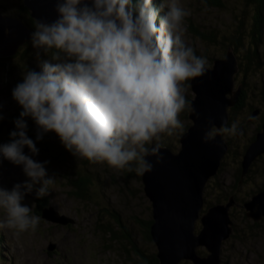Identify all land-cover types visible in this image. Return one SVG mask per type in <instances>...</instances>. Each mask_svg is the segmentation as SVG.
Returning <instances> with one entry per match:
<instances>
[{
    "label": "clouds",
    "instance_id": "9594fccd",
    "mask_svg": "<svg viewBox=\"0 0 264 264\" xmlns=\"http://www.w3.org/2000/svg\"><path fill=\"white\" fill-rule=\"evenodd\" d=\"M52 8L55 17L38 18L29 34L38 70H24L11 89L21 110L0 143V158L27 177L0 186V230L14 236L35 231L41 219L25 195H49L56 179L48 160L34 159L39 148L25 118L36 125L35 141L54 132L75 158L142 175L153 169L149 157L162 162V138L185 131L180 114L199 118L187 85L209 70L184 39L189 13L180 0H52ZM238 125L223 120L216 131L242 135ZM214 138L203 132L204 142Z\"/></svg>",
    "mask_w": 264,
    "mask_h": 264
},
{
    "label": "rangeland",
    "instance_id": "374dc122",
    "mask_svg": "<svg viewBox=\"0 0 264 264\" xmlns=\"http://www.w3.org/2000/svg\"><path fill=\"white\" fill-rule=\"evenodd\" d=\"M9 3V0H0V9L7 14H15L11 11L14 7ZM180 4L189 13L185 17L184 39L193 46L197 55L207 58L209 67L213 59L223 57L231 48L227 46L228 41L233 39L236 29H241L242 45L236 51L231 48L241 64L234 73V85H243L244 81L247 92L241 108L230 114L233 113V120L243 125V134H223L230 145L222 169L212 176L213 179H209L204 194L211 191L207 198L214 201L219 197L221 202L232 194L237 202L242 203L252 192L264 188V154L254 160L238 182L235 180L241 159L238 151L243 153L240 146L249 142L264 115V25L260 42L255 48L248 36L250 15L254 8L245 0H180ZM255 50L258 52V65L254 63V55L250 61L246 58ZM27 68L38 70L30 40L12 57L0 58V103L3 104L0 112L4 114V119L0 120V143L10 139L13 120L18 117L15 111L19 105L12 98L11 89L22 79L21 73ZM186 96L188 99L193 96L189 83ZM255 109L259 113L250 119L251 111ZM180 119L184 125L190 122L188 118L180 116ZM176 145L178 147L179 142ZM37 147L39 152L34 159L48 160L45 166L47 172L56 178L50 186L46 207H54L60 214L71 217L73 222L60 224L42 217L34 190L27 193L23 203L29 204L32 213L40 216L39 225L35 231L29 230L19 236L12 235L10 230H0V264H129L130 258H137L132 254L119 223L113 219V210L119 213L121 223L135 237L140 249L147 254L156 250L153 242L147 241L137 222L139 218L151 217L150 201L144 195L139 174L75 158L63 147L54 132L45 133ZM24 151L28 153L27 147ZM77 175L89 178L84 196L76 194L77 188L72 180ZM25 179L27 177L19 165L0 158V186L11 188L14 183ZM216 180L222 186L211 190ZM219 190L222 195L214 193ZM237 202L229 210L234 234L221 244V262L264 264V219L254 224L252 218L246 216L243 205ZM3 216L4 213L0 211V218ZM196 227H199V221ZM50 243L55 245L52 251L46 249Z\"/></svg>",
    "mask_w": 264,
    "mask_h": 264
},
{
    "label": "water",
    "instance_id": "95a60500",
    "mask_svg": "<svg viewBox=\"0 0 264 264\" xmlns=\"http://www.w3.org/2000/svg\"><path fill=\"white\" fill-rule=\"evenodd\" d=\"M22 2L34 22L38 18L50 20L56 15L52 0ZM32 30L19 16L0 10V58L13 56L29 40ZM238 69L237 58L229 48L223 57L213 59L205 75L192 78L189 84L193 96L189 100L200 114L199 118L187 111L190 122L178 136L177 149L163 145L162 162L157 164L149 157L153 161L152 171L139 174L144 195L151 205L149 234L156 248L157 264H178L181 260L192 264H222V241L234 229L229 210L235 198L230 194L225 202L205 206L204 189L229 147L227 139L216 129L223 120H229V108L240 95L242 83L234 85V73ZM257 112L258 109L253 110L250 119ZM209 128L215 138L204 142L203 132ZM261 154H264V121L241 154L240 177ZM242 205L246 216L253 220L264 217V188L251 194ZM41 216L60 224L73 222L52 206L43 207ZM54 248L53 243L46 246L49 251ZM199 248L204 249L203 253Z\"/></svg>",
    "mask_w": 264,
    "mask_h": 264
},
{
    "label": "trees",
    "instance_id": "16d2710c",
    "mask_svg": "<svg viewBox=\"0 0 264 264\" xmlns=\"http://www.w3.org/2000/svg\"><path fill=\"white\" fill-rule=\"evenodd\" d=\"M9 1H10L9 4L14 7L13 9H11V11L16 12L15 14H12V15L19 16L25 23H27L33 29V26H34L35 22L29 16L28 8L23 4L22 0H9ZM153 2L155 4H157V5L159 4L158 0H153ZM245 2L247 4L250 3V5L253 6V8H254V12H252L251 15H250V26H249V34H248V36L250 37L251 43L256 48L257 42L258 43L260 42L259 41L260 40V35L262 34V28H263V25H264V0H245ZM0 8H2V7H0ZM255 34H258L259 36L258 35H255ZM232 37H233V39L232 40L230 39L228 41V45L227 46H231V48L234 51H236V49L238 47H240L242 45V43H243L241 41V29H236L235 32H234V36H232ZM28 41H26L25 43H27ZM248 55L246 56V58L248 59V61H250L251 58L254 55L255 56V58H253L254 63L256 65H258V60H257L258 52L255 50L254 52H252L250 54V57ZM10 57H12V56H10ZM10 57H6V58H2V59H8ZM238 64L241 67V64L240 63H238ZM242 82H243V85H242V88H241V91H240V95L238 97V100L229 109V112H231V111L234 112V111L238 110L239 108H241V106L245 102L246 92L247 91H246V88H245L244 81H242ZM20 110H21V107L19 106V108L15 111L17 113V115H19ZM186 113H187V111L182 112L180 114V116L182 118H185L186 119L187 118ZM25 119L28 121L27 122L28 123L27 135L34 140V142L36 143V145L40 144L43 138L41 140H39V141H35L36 125H35L34 121H32L31 118H25ZM232 120H233V113L230 114V117H229L228 122L231 123ZM260 120L261 121L255 127V132L260 129V124H261L262 121H264V115L260 118ZM184 126L186 127L187 124H185ZM14 127H15V125L13 123V129H14ZM254 134L248 140L249 142L253 139ZM177 136H179V135H173L172 138L171 137H168V138H165V139L163 137L162 138V144L169 146L173 150L177 149V145H176V143L178 142V137ZM169 138H171V139H169ZM227 141H228V144L230 145V141L228 139H227ZM249 142L245 143L243 146H240V148L242 147L243 150H244L245 147L247 146V144ZM226 153H225V155H226ZM225 155H224V157H225ZM238 155H241V153L239 151H238ZM261 155H259L258 157H260ZM224 157L222 158V161H221L220 166L218 167V170H221L222 169L221 166H222V164L224 162ZM253 162L254 161H252V163ZM240 173H241V169H240V167H238L237 174L235 176V180L237 182L242 178V177H240ZM210 179H213V178L211 177ZM88 181H89V178L86 177L85 175L84 176L77 175V177L72 180L74 187L77 188V190H76L77 193L76 194H78V196H84ZM219 182H220L219 180L214 181L213 184H212V186H211V190L212 189H219V187L222 186V183H219ZM207 184H208V182L206 183L205 187H207ZM204 192H205V190H204ZM210 192L211 191H209V192L206 191V195L207 196L210 195ZM214 193H216V195H222V193L220 192V190L219 191H215ZM253 193L254 192H252L251 194H253ZM206 195L204 194V197H205V206H208V205H210L212 203H215V202H221L222 201L219 197H216V199L214 201H212V200L208 199ZM212 196H213V194H212ZM47 197L48 196H44V197H41V198H36V204H37L40 212H41V209L48 204V200H47L48 198ZM38 201H40V202H38ZM111 215L113 216V219L117 223H119V225H120V227L122 229L121 231L123 232L125 238L127 237L126 240H127L128 244H129V246L131 247L132 254L135 255L136 258H137L136 260L130 258L129 264H157L158 263V260H157V258L155 256L156 250L155 251H152L149 254L145 253L137 245V241H136L135 237L126 229L125 225L123 223H121V218H120L119 213L117 211L113 210L112 213H111ZM137 222L142 227L144 236L147 239V241L152 242L151 237H150V234H149V226H150V223L152 222V218L151 217H148L147 219H140L139 218V219H137ZM257 223L258 222H254V224H257ZM108 231H110V230H108ZM199 250H200V252L203 253V249L202 248H199ZM178 264H192V263L189 260H181ZM223 264H226V262H224Z\"/></svg>",
    "mask_w": 264,
    "mask_h": 264
},
{
    "label": "flooded vegetation",
    "instance_id": "af4514ba",
    "mask_svg": "<svg viewBox=\"0 0 264 264\" xmlns=\"http://www.w3.org/2000/svg\"><path fill=\"white\" fill-rule=\"evenodd\" d=\"M230 108H231V107H230ZM258 113H259V111L257 112V114H256L255 116H257ZM255 116H254V117H255ZM239 127H241V129H242L243 125H239ZM250 138H251V137H250ZM234 198H235V197H234ZM243 201H244V200H243ZM236 202H237V201H236V199H235V203H236ZM237 203H238L239 205L242 204V203H239V202H237ZM263 219H264V217L262 216V217L259 218L258 220H253V219H252V220H253L254 222H259L260 220H263ZM233 233H234V229H233V232L230 234V236H231ZM223 241H224V240H223ZM223 241H222V242H223ZM203 251H204V250H203ZM221 261H222V260H221ZM222 264H223V262H222Z\"/></svg>",
    "mask_w": 264,
    "mask_h": 264
}]
</instances>
